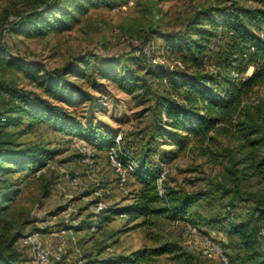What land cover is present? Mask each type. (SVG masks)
I'll return each instance as SVG.
<instances>
[{
	"label": "rangeland",
	"instance_id": "374dc122",
	"mask_svg": "<svg viewBox=\"0 0 264 264\" xmlns=\"http://www.w3.org/2000/svg\"><path fill=\"white\" fill-rule=\"evenodd\" d=\"M42 1L45 0H0V41L5 39L6 46L14 53L27 59H37L45 67L55 68L64 66L80 53L127 51L137 56L132 65L142 75L151 62L143 56L137 43L139 39L153 37L156 42L154 55L171 65L178 63L174 54L162 49L166 34L183 27L200 7L220 5L230 0H111L77 13L73 26L65 30L36 36L3 31L6 15L20 14ZM238 1L256 4L254 0ZM70 76L98 95L70 107L74 109L78 122L97 127L98 131L113 129L121 132L122 150L135 157L145 154L153 165L159 164L163 157L169 158L168 191L182 195L198 193L199 198L178 222L167 211L159 210L147 222L133 227L126 216L119 214L95 229L76 227L80 218L90 211L95 213L97 219L99 213L102 216L106 213L108 206L130 201L140 183L134 175H130L121 185L108 160L106 148L94 144L92 170L74 143V133L40 121L31 131L22 133L18 138L54 149L53 156L35 173L15 171L2 181L3 184L10 180L19 181L21 190L0 211V243L18 232L11 249L19 253L22 263L33 264V249L25 238L26 234L37 230L44 241L53 247L58 238L54 230L71 222L77 237L76 244L82 247V264H103L104 257L129 253L138 247L158 245L164 241L179 243L184 257L174 258L170 252H164L139 262L111 264H223L218 254L204 251L206 236L221 243L233 264H241L243 242L240 235L231 230V226L236 219H244L248 222L251 237L256 239V244L264 253V236L259 232L260 227L264 226V215L259 216L260 212L253 206L264 207V173L254 172L240 161L243 152L238 137L225 133L217 134L215 139L209 141L193 139L173 156V144L168 140V143H159V140L153 141L150 137L154 93L140 103L112 80L98 78L100 87L96 89L91 86L92 75L85 78ZM0 77L14 84L41 90L21 69L1 59ZM145 77L153 92L163 90V84L149 74ZM244 103L248 117L264 128V85L256 87ZM9 129L20 128L10 126ZM263 151L264 145L260 147V152ZM74 175H80L88 186L72 185L70 179ZM3 177L5 175L1 179ZM100 200L102 205L98 208ZM167 204L165 200L152 202L159 209ZM190 223L197 224L199 231H190ZM73 247L74 244L69 243L68 252H73ZM186 257H189L188 261ZM57 259L53 256L48 264H54ZM74 259L63 260V263L77 264Z\"/></svg>",
	"mask_w": 264,
	"mask_h": 264
},
{
	"label": "trees",
	"instance_id": "16d2710c",
	"mask_svg": "<svg viewBox=\"0 0 264 264\" xmlns=\"http://www.w3.org/2000/svg\"><path fill=\"white\" fill-rule=\"evenodd\" d=\"M109 1L45 0L12 18L10 14L6 15L2 29L5 33L28 36L65 30L73 26L77 13ZM254 1L256 4L252 5L230 0L220 5L200 7L183 27L166 34L162 49L174 54L178 63L171 65L165 61H153L140 47L143 56L151 62L142 75L132 65L137 56L127 51L80 53L62 67L49 68L37 59H27L14 53L6 46L5 39H1L0 59L21 69L41 90L0 77V211L21 190L19 181L2 183L9 178L7 175L15 171L35 173L53 156L54 149L18 138L22 133L31 131L38 122L44 121L75 136H84L101 148H107L114 142L117 130L98 131L97 127L78 122L74 109L70 107L98 95L70 74L75 78L92 75L91 86L96 89L100 87L98 78L112 80L140 103L154 93L150 137L153 141L159 140V143H168V140L173 144V156L193 139L209 141L217 134L229 133L239 138V147L243 152L240 161L245 167L264 173V151L260 152V147L264 145V128L248 117L244 103L256 87L264 85V0ZM147 74L163 84L162 91L153 92L145 77ZM10 126L20 129L11 130ZM136 158L139 166L133 175L140 187L133 198L108 206L106 213L103 216L99 213L97 219L90 211L80 218L76 227L91 229L94 224L99 227L121 213H126L127 222L132 227L147 222L159 210L167 211L172 218L186 216L199 198L198 193L182 195L168 191L167 179L164 195L157 191L156 177L160 167L170 159L163 157L159 164L153 165L145 154ZM2 175L5 177L1 179ZM158 200H165L168 204L162 209L154 207L152 202ZM253 206L262 217L264 207ZM247 223L244 219H236L231 226L243 242L241 264H264V253L256 244V239L251 237ZM262 228L264 226L259 232L264 236ZM17 236L18 232L0 243V264H27L19 260L15 249H11ZM164 252H170L174 258L184 257L179 243L164 241L158 245L138 247L129 253L104 257L102 262H139ZM60 258L54 264H64V256ZM186 258L188 261L189 257Z\"/></svg>",
	"mask_w": 264,
	"mask_h": 264
},
{
	"label": "built area",
	"instance_id": "2783aa9c",
	"mask_svg": "<svg viewBox=\"0 0 264 264\" xmlns=\"http://www.w3.org/2000/svg\"><path fill=\"white\" fill-rule=\"evenodd\" d=\"M10 17L12 18L13 16ZM137 43L147 57L151 58L153 61H163L162 59L157 58L154 55V52L156 50V42L153 37L139 39ZM121 139L122 133H116L114 137V142L106 148V152L108 155V160L117 174L119 183L121 185H124L125 182L129 179L130 175H133V172L137 169L139 164L136 157L130 154L124 155L125 153L121 148ZM74 143L80 149V151L84 155V159L89 162L91 169L93 170V143L89 141L86 137L81 135H77L74 137ZM170 168L171 163L163 162L156 177V187L160 195H164L165 193V181L169 174ZM70 183L74 186H88L86 181L80 175H74L73 177H71ZM98 204V208H100L102 205V200L98 201ZM121 215L125 216L126 213H121ZM179 219L180 218H174V221L178 222ZM66 220L68 219L66 218ZM73 227L74 226L71 224V222H67L65 225H62L59 229L54 230L58 234V238L56 244H54L53 247L49 246L44 241V239L40 236L37 230L27 233L25 238L32 245L33 264L51 263L53 256H55L56 258L64 256V259L66 261H70L75 257L74 260L76 261V263L82 264L83 251L82 247L76 244L77 237ZM95 228V224L91 226V229ZM188 229L193 232H198L200 228L197 224L190 223L188 224ZM261 232L264 234V228L261 229ZM69 243L74 244L73 252H68ZM204 251L208 254H218L221 257L223 264H233V261L231 260L230 256L224 251L223 247L221 246V243L212 237H205Z\"/></svg>",
	"mask_w": 264,
	"mask_h": 264
}]
</instances>
